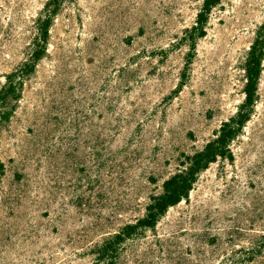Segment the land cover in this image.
Segmentation results:
<instances>
[{"label":"rangeland","instance_id":"rangeland-1","mask_svg":"<svg viewBox=\"0 0 264 264\" xmlns=\"http://www.w3.org/2000/svg\"><path fill=\"white\" fill-rule=\"evenodd\" d=\"M205 1L0 0V90L40 50L0 123V264H108L127 225L112 264H264V53L231 156L136 224L245 99L264 0H215L196 36Z\"/></svg>","mask_w":264,"mask_h":264},{"label":"trees","instance_id":"trees-1","mask_svg":"<svg viewBox=\"0 0 264 264\" xmlns=\"http://www.w3.org/2000/svg\"><path fill=\"white\" fill-rule=\"evenodd\" d=\"M62 0H51V5L54 10L57 9ZM215 0H206L203 4L202 11L197 16L196 26L193 28V34L200 36L203 33L205 24L204 14L210 8ZM48 13H53L48 10ZM47 17V16H46ZM49 17H47V20ZM46 20V21H47ZM47 22L42 26V34H47ZM45 36V35H44ZM44 44V39L41 40ZM40 50H38L32 60L24 64L15 72L6 77V83L0 90V123L6 121L9 116V99L17 101L20 97V92L23 86V78L33 72L35 60L39 58ZM264 53V28L257 32L254 41L252 42L246 63H245V85H244V102L238 109L236 115L228 121L223 122L215 138L209 141L202 150L196 151L192 156L185 158V163L182 169L168 177L162 185V194L152 198L151 204L146 208L147 214L141 221L138 220V226L151 227L157 219L164 214L170 206L176 205L182 199L188 197L194 183L197 180L199 173L208 168L215 162L217 158H225L231 156L229 143L241 131L244 124L249 120L251 109L256 99L257 83L260 75V66ZM1 168V163H0ZM1 170V169H0ZM133 226H125L124 232L118 233L113 238L104 242V246L99 251V258H107L108 264H112V256L114 253L115 241L119 237L129 235Z\"/></svg>","mask_w":264,"mask_h":264}]
</instances>
